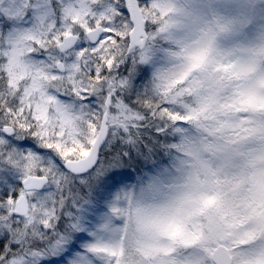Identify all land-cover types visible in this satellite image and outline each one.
Returning <instances> with one entry per match:
<instances>
[{
  "label": "snow or ice",
  "instance_id": "6c2138e0",
  "mask_svg": "<svg viewBox=\"0 0 264 264\" xmlns=\"http://www.w3.org/2000/svg\"><path fill=\"white\" fill-rule=\"evenodd\" d=\"M258 5L264 19V0H0V264H136L145 233L200 253L176 264H264V176L243 203L209 187L241 179L233 137L264 115V25L255 47L219 46ZM187 124L218 161L203 184L190 178L171 210L113 222L104 202L130 169L152 172L170 138L196 147Z\"/></svg>",
  "mask_w": 264,
  "mask_h": 264
},
{
  "label": "rangeland",
  "instance_id": "374dc122",
  "mask_svg": "<svg viewBox=\"0 0 264 264\" xmlns=\"http://www.w3.org/2000/svg\"><path fill=\"white\" fill-rule=\"evenodd\" d=\"M183 3V0H181ZM260 7L251 25L242 30L240 35L221 39V49L231 50L238 46H253L258 44V33L264 19L260 15ZM222 15H235V10L224 5H217ZM189 38H194L189 33ZM240 115L242 120L250 118L249 114ZM255 124H246L245 129L234 136L236 141L233 159L229 162L230 170L241 179L231 182V177L221 178L220 184L213 183L209 187L221 188L225 195L231 194L236 198L237 203H243L248 194L249 182L253 177L264 176V115L259 113L251 114ZM186 135L196 142V147L190 148L184 145L186 155L182 159L171 160L169 166H164L161 172L154 171L148 174L145 182L136 183L134 179L126 182L124 186L114 192L108 201L104 202V213L110 215L115 222L122 214L137 206H144L149 209L171 210L176 206L182 186L189 179L198 185L203 184L206 172L205 164L211 162L216 164L207 147L201 146L199 141L202 133L193 124L183 126ZM158 172V173H157ZM102 213L101 215H103ZM186 228L190 233L199 234L203 226L202 213L195 208H189L186 213ZM131 239V237L129 238ZM127 243V242H126ZM131 257L136 264H176V259L181 254L199 255L192 249H185L178 240L169 239L163 236H156L152 233L138 234L131 244Z\"/></svg>",
  "mask_w": 264,
  "mask_h": 264
},
{
  "label": "trees",
  "instance_id": "16d2710c",
  "mask_svg": "<svg viewBox=\"0 0 264 264\" xmlns=\"http://www.w3.org/2000/svg\"><path fill=\"white\" fill-rule=\"evenodd\" d=\"M225 49H226L225 51H228L227 48H225ZM169 143L173 144V145H177V147H173L169 150H165L163 148H158L156 153H154L153 156L148 160V166L149 167L152 166L153 162L156 163V167H153L152 172H154V171L161 172V169L164 166L170 165L171 160H175L176 158L179 159L182 156H183L182 158H184V156L186 155L185 150H184L185 146H181L180 137H177L175 140H172L170 138ZM182 158H180V159H182ZM137 167H139V165H137ZM130 170L132 171L134 181L136 183H138L139 181L145 182V179L148 176V174L152 175L150 172H146L143 170L140 172H136L135 169H130Z\"/></svg>",
  "mask_w": 264,
  "mask_h": 264
}]
</instances>
